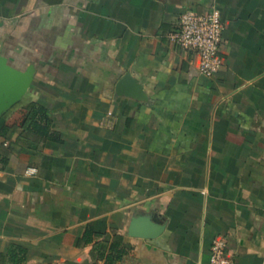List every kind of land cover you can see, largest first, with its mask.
<instances>
[{
    "label": "crops",
    "instance_id": "0c3cea01",
    "mask_svg": "<svg viewBox=\"0 0 264 264\" xmlns=\"http://www.w3.org/2000/svg\"><path fill=\"white\" fill-rule=\"evenodd\" d=\"M214 5L206 77L168 36ZM0 55L35 67L0 116V264H210L218 239L264 264V0H0Z\"/></svg>",
    "mask_w": 264,
    "mask_h": 264
},
{
    "label": "built area",
    "instance_id": "2783aa9c",
    "mask_svg": "<svg viewBox=\"0 0 264 264\" xmlns=\"http://www.w3.org/2000/svg\"><path fill=\"white\" fill-rule=\"evenodd\" d=\"M223 28L221 12L217 6H211L202 12L187 9L180 15L177 26L168 38L181 48L194 52L199 60L200 73L213 77L224 66ZM210 264H232L225 240L214 241Z\"/></svg>",
    "mask_w": 264,
    "mask_h": 264
},
{
    "label": "water",
    "instance_id": "95a60500",
    "mask_svg": "<svg viewBox=\"0 0 264 264\" xmlns=\"http://www.w3.org/2000/svg\"><path fill=\"white\" fill-rule=\"evenodd\" d=\"M35 67L30 65L22 71L8 63L5 56L0 55V116L19 102L28 92L34 79ZM138 221L131 224L129 233L133 236L152 238L157 236L161 228H138Z\"/></svg>",
    "mask_w": 264,
    "mask_h": 264
},
{
    "label": "trees",
    "instance_id": "16d2710c",
    "mask_svg": "<svg viewBox=\"0 0 264 264\" xmlns=\"http://www.w3.org/2000/svg\"><path fill=\"white\" fill-rule=\"evenodd\" d=\"M27 108V113L25 114V117L23 119V122L21 123V126L24 131L28 130L31 123L33 121H41L45 123L46 125H49L51 122V119L48 115L47 108L43 105L37 104L36 102H30L27 105H25ZM15 131L14 126H10L7 124H3L0 126V136H7L8 134H11ZM119 239H122L121 236H119ZM115 246V245H114ZM124 250L120 253H123Z\"/></svg>",
    "mask_w": 264,
    "mask_h": 264
}]
</instances>
